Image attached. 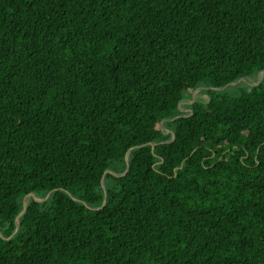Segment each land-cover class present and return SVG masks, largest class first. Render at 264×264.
<instances>
[{
  "label": "trees",
  "instance_id": "1",
  "mask_svg": "<svg viewBox=\"0 0 264 264\" xmlns=\"http://www.w3.org/2000/svg\"><path fill=\"white\" fill-rule=\"evenodd\" d=\"M261 70L264 0H0V264H264Z\"/></svg>",
  "mask_w": 264,
  "mask_h": 264
},
{
  "label": "water",
  "instance_id": "2",
  "mask_svg": "<svg viewBox=\"0 0 264 264\" xmlns=\"http://www.w3.org/2000/svg\"><path fill=\"white\" fill-rule=\"evenodd\" d=\"M262 72H264V70H261V71L259 72V74H258V81H257L255 84H257V83H259V82L261 81L262 78L260 77V75H261ZM245 79H247V80H251V78L248 77V76H247V77H241L239 80H237V81H235V82L228 83L227 85L222 86V87L211 88V89H214V90L225 89L226 87H228V86H230V85H236V84H239L240 82L244 81ZM253 85H254V84H253ZM201 88L206 89V87H199V88H197V89H195V90H198V89H201ZM194 101H195V99L193 98V100H192L191 102H194ZM182 103H184L183 100L180 101L179 105H181ZM181 109H182V108H181ZM162 122H163V121H162ZM162 122H161V123H162ZM155 144H156V143H152V146H154ZM135 147H137V146H135ZM135 147H131V148L127 151V153H126L127 168H128V156H129V153H130V151H131L132 149H134ZM108 171L111 172L110 170H107L106 172H108ZM126 171H127V169H126ZM126 171H125L123 174H125ZM116 175H119V174H116ZM102 185H103V188H104V202H103V205H104V203L106 202V195H107V192H106V189H105V183H104V176H103V178H102ZM54 191H56V189L51 190V191L47 194L46 197H42V198L38 197V196H37L35 193H33V192L28 193L27 195H25V197H24V199H23V210H22V212H21V213L17 216V218H16V224H17V225H16L15 230L12 232V234H11L9 237H4L3 234L1 233V231H0V235H1L2 237L6 238V239H10V238L15 234V232L18 230V227H19V217L25 212V210H26V208H27L28 201H29L30 198H34L36 201H38V202H42V201H45L46 199H48ZM75 199H76V198H75ZM76 200L80 201L79 199H76ZM89 207H90V206H89ZM91 208H93V207H91ZM94 209H95V208H94Z\"/></svg>",
  "mask_w": 264,
  "mask_h": 264
},
{
  "label": "rangeland",
  "instance_id": "3",
  "mask_svg": "<svg viewBox=\"0 0 264 264\" xmlns=\"http://www.w3.org/2000/svg\"><path fill=\"white\" fill-rule=\"evenodd\" d=\"M264 75V72L261 73L260 77L262 78ZM258 81V76H257V80L256 78L252 79L251 80H247L245 79L244 81L240 82L239 84H242V85H245V83H247L248 85H253L255 84L256 82ZM239 84H236V86H238ZM204 88H201V89H198V90H194V91H191L189 93H187L188 95L183 99L184 103H182L180 106L181 108L183 109L184 108V104L185 102H188L190 103L193 98L195 100H203V101H206L208 99V95L204 92ZM47 196V195H46ZM45 196V197H46ZM39 197V196H38ZM42 198V197H40Z\"/></svg>",
  "mask_w": 264,
  "mask_h": 264
},
{
  "label": "flooded vegetation",
  "instance_id": "4",
  "mask_svg": "<svg viewBox=\"0 0 264 264\" xmlns=\"http://www.w3.org/2000/svg\"><path fill=\"white\" fill-rule=\"evenodd\" d=\"M189 104H190V103H188V102H185V104H184V108H183V111H184V112H187V111H189V110H190V108H189V107H187Z\"/></svg>",
  "mask_w": 264,
  "mask_h": 264
}]
</instances>
